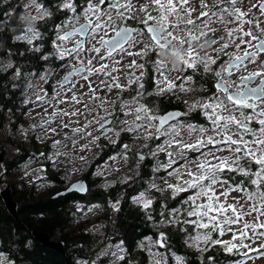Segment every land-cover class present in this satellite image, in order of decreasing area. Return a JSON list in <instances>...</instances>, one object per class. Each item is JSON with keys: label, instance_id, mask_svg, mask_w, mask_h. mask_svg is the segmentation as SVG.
Masks as SVG:
<instances>
[{"label": "snow or ice", "instance_id": "1", "mask_svg": "<svg viewBox=\"0 0 264 264\" xmlns=\"http://www.w3.org/2000/svg\"><path fill=\"white\" fill-rule=\"evenodd\" d=\"M249 2L250 7L244 8L243 0H196L195 6L194 0H144L143 3L139 0H55V3L27 0L22 6L24 15L20 17L27 26L14 37L32 46L34 41L42 39L36 23H47L56 13L62 14L53 25L54 51L41 59L55 56L64 62L60 67L66 69V73L56 82L63 91L54 88L52 99L57 101L54 105L44 101L46 92L44 96L37 95V100L53 108L48 119L41 121L40 130L55 134L56 128L45 126L57 119L61 121V128L71 130L72 134L65 133L63 140L53 141V148L68 142L75 147L76 137L81 134L90 137L92 133L88 129L93 125L98 126L105 140L113 135L119 137L121 132L135 133L144 140L165 137L162 144L149 149L146 155L155 157L164 152L167 162L162 164L157 160L153 172L164 169L167 177L176 182L169 183L162 177V186L151 183L149 188L161 193L169 191L172 199L182 193L187 195L178 201V207L168 208L162 204L158 223L179 228L185 234V245L200 253L208 251L210 246L220 245L224 252L242 257L232 264H248L249 260L264 258V27L261 26L264 0ZM130 21H136L138 26H132ZM40 50V46L29 48V51ZM125 57H138L144 62L133 59L121 67ZM145 57L148 59L144 60ZM146 63L152 69L151 79L155 85L152 92L145 90ZM250 65H255L251 71ZM13 67L11 63L0 65V71ZM122 71L126 80L123 84L118 74ZM173 72L186 75L173 78ZM51 75L46 73L40 79L46 81ZM20 76V69L16 68L14 78ZM197 76L201 79L208 76L214 91L206 99H195L191 103L185 100L188 112L156 115L153 107L140 103L145 96L175 95L177 90L190 93L194 91L192 85ZM93 77L103 78L97 82ZM176 79L180 80L179 84ZM80 81L87 85V92L78 96L76 92L80 89L76 85ZM69 84L71 87L65 88ZM28 87L33 85L29 83ZM113 90H116L115 101L98 94ZM125 92H129L128 98L123 96ZM59 104L71 105L73 110H62ZM195 111H199L207 124L194 125L180 119ZM73 117H83L84 124L73 128V124L80 123ZM122 117L133 119L129 123ZM119 125L124 127L117 131ZM36 127L32 126L33 131ZM184 131L186 137L181 135ZM99 139V136L92 137V142ZM82 147H87V143ZM122 147L129 149L128 144ZM141 147L148 148V145ZM134 155L138 161L145 159V154ZM232 192L241 195L232 197L229 202ZM132 199L146 218L152 220L147 210L153 200L147 198L145 192ZM112 208L118 211V202ZM192 217L195 219H189ZM234 225L237 227L233 228ZM188 226H192L191 231ZM213 232L219 236L231 232L232 238L213 239ZM146 239L148 244L141 242L138 247L149 253L151 264H167L168 254L175 264H185L182 256L171 252L167 233L159 232L154 242L150 237ZM107 247L112 250L98 253L91 264H97V260L104 264V257L109 258L108 264L125 261L127 252L123 241ZM153 247L167 249V252H153ZM207 259L211 261L214 257ZM0 264L13 262L0 252ZM126 264H132L131 260Z\"/></svg>", "mask_w": 264, "mask_h": 264}, {"label": "trees", "instance_id": "2", "mask_svg": "<svg viewBox=\"0 0 264 264\" xmlns=\"http://www.w3.org/2000/svg\"><path fill=\"white\" fill-rule=\"evenodd\" d=\"M25 3L27 0H7V3L0 0V21L3 22L0 23V65L11 63L14 66L6 71H0V130L10 122L13 132L18 131L24 125L31 108L30 102L25 103L32 88L28 87L29 83L32 84L46 73H55L62 68L60 65L63 63L55 56H50L48 60L41 59L42 56L54 51L52 47L55 38L53 25L62 18L61 13H56L47 23L43 21L36 23L35 26L42 33V39L34 41L32 46L25 41L14 39L26 27V23L20 19L24 15L22 6ZM49 7L55 13V8L51 5ZM35 46H40L41 50L39 52L29 51L30 47ZM16 68L20 69V78H14ZM148 74L145 87L152 89L149 69ZM195 80L194 91L187 94L191 99L189 103L197 97L206 99L211 92L212 83L208 76L202 79L197 76ZM185 100L187 99L184 94L178 96L176 94L152 95L147 98V103L153 108H159L160 114L158 115H163L174 111L188 112ZM189 113H191V120L201 123L203 116L198 111ZM123 139L125 144H129L128 161L124 167L130 178L128 182L117 181L108 188L96 190L97 182L91 180L90 175L85 173L76 182H85L88 187L87 192L84 194L76 191L66 193L76 182L70 183L60 173L48 168L44 175L55 186L49 194L43 197L33 191L16 187L14 183H7L13 174L21 171L26 164L44 162V156H41V153L48 151V144H39L35 139H31L29 146H26L24 141L21 142L13 157L3 160L0 165V239L2 241L0 252L5 253L13 264H84L85 261L91 264L94 256L96 257L100 252V245L114 246L123 241L127 255L125 261H120L119 264H126L128 260H131L132 264H150L149 253L138 245L141 242L144 243L149 237L156 240L157 234L164 232L168 234L171 252L185 258L188 264H232L236 256L224 252L220 245L210 246L208 251L200 253L194 247L185 245V234L180 232L179 228L158 223L161 220V205L166 204L168 208L178 207V201L187 194L182 193L172 199L169 191L161 193L156 192L155 189H149L152 193L153 204L147 211L153 219L146 218L145 212L133 203L132 198L141 191L147 192L148 185L153 182H157L159 186L163 185L162 180H155V178L164 177L165 172H153L156 161H162L163 155L161 152L155 157L145 155L144 161L139 164L134 154L139 152L147 154L149 149L154 150L155 146L161 143L159 140L131 138L125 134L116 144L102 140L100 147L104 153H107V147L110 151L119 152L124 149L121 145ZM9 142L15 143V140L9 139ZM142 144H147L149 149L141 147ZM4 182L13 191V194L11 192L12 199L17 204L16 219L7 210L1 196L3 191L1 185ZM117 202L118 211L112 208V205ZM91 205L100 206V212L88 216L78 208L81 206L86 209ZM188 227L191 231L192 226ZM32 231L46 233L52 241L62 243L65 256L37 242L33 238ZM212 237L221 239L216 232L212 233ZM162 251L166 253L167 249L162 248ZM208 257H214V259L209 261ZM167 259L168 264H175L170 254ZM103 260L104 264H108V257H104ZM97 264H100L99 260Z\"/></svg>", "mask_w": 264, "mask_h": 264}, {"label": "rangeland", "instance_id": "3", "mask_svg": "<svg viewBox=\"0 0 264 264\" xmlns=\"http://www.w3.org/2000/svg\"><path fill=\"white\" fill-rule=\"evenodd\" d=\"M139 2L143 3L144 0H139ZM252 2H255V0H252ZM246 3H247L246 8L250 7L249 0H246ZM195 4H196V0H194L193 6H195ZM261 26L264 27V24H262ZM141 39H146V38L141 37ZM133 50H136V49H133ZM231 50L232 49H229V51ZM149 55L151 56L152 54L150 53ZM116 58L120 59V57H116ZM133 59H136L138 62H144V61H141L138 57H125L121 67H123L124 65H127ZM147 59L148 57L144 58V60H147ZM145 68L149 69V73H152V69L149 64L146 63ZM254 68H255V65L249 66L250 71L253 70ZM65 73H66V69L61 68L60 70L53 73L51 77L47 79L46 81L38 78L37 80L32 82L33 87L29 91L30 93L28 94V97H27V101L31 103V108L25 118L24 125L18 131L13 132V129H11V123L8 122L6 126L0 130V155L4 156V160H8L9 158L13 157L14 153L19 149L18 145L21 144V142L23 141L26 143V146L30 145L31 139H35L39 144H42V145L48 144V148H47L48 151L43 153V155H41V156H44V159H43L44 162L41 161V163L36 162L33 164L31 163L26 164V166H24L21 169V171H18L16 174H13L11 179H9L10 181L7 182V183L9 182L14 183L16 187H22V189L33 191L34 193H36L38 196H41V197L49 194L55 186V184L47 180V176L44 175V173L47 171L48 168L53 169L54 171L60 173L62 177L65 180L69 181L70 183L79 181L80 176L87 173L90 175L91 180H95L97 182L95 184L96 190H99L101 188H108L114 185V183H116L117 181L128 182L130 180L128 176V172L124 169L126 162L128 161V154H127L128 149L127 150L121 149V151L119 152H113V151H110V148L107 147V153L106 152L104 153V150L100 147V143L102 142V140H104V142L106 143L116 144V142H119V138L125 135V133L121 132L119 137L113 135L111 136L109 140H105L103 139L104 137H102V132L98 131V126L93 125L90 129H88L89 131H91L92 135L90 137H83V134L78 135L76 137L75 147H73L72 142H68L63 145H58L57 148H53L51 146L53 141L63 140L65 133H68V135L72 134L71 130L61 128L60 127L61 121L59 119L55 120L50 125L45 126L46 128H56L57 132L55 134H52L51 132L46 133L40 130L39 125L41 121L48 119L49 115L53 112V108L50 106V104L44 101H50L52 105L57 104V101L52 99L54 95V88L56 91H60V92L63 91L62 89L56 86V82L61 80V78L63 77ZM118 74L120 76V82L122 84L126 83L125 72L122 71ZM148 76L149 74L145 76V78L147 77V80H148ZM182 76H184V72L171 73V77L173 78L182 77ZM102 78L103 77H99V78L93 77L92 79L98 82V80ZM74 79H78V78H74ZM151 83H152V79H151ZM176 83L179 84L180 80L176 79ZM82 84L84 86L81 88ZM67 87H71V85L69 84L65 88ZM133 87H135V85H133ZM154 87L155 85L153 84V88ZM76 88L80 89L79 92H76V95L78 96L82 92H87V85L84 84L83 81H80V83L76 85ZM73 91H75V89H73ZM45 92L47 93V96H44ZM178 93L180 92L178 91L175 92V94H178ZM38 94L41 96H44V101L36 99ZM98 94L101 97L107 96L110 100H113V101L117 99L116 90H113L112 93H106V91H100ZM68 96L70 97L71 93H68ZM123 96L125 98H128L129 92L123 93ZM147 97L148 96H145L140 101V103L148 104L145 101ZM196 99H201V98L197 97ZM76 107H80V106L77 105ZM59 108L62 110H68V111L73 110V107L68 104H59ZM153 112L156 115L160 114V110L157 107L153 108ZM88 118L91 119V116H89ZM122 118L127 119L129 123H131L133 119L132 117H122ZM64 119L67 120L66 117ZM73 119L79 120L80 122L79 125L73 124L72 125L73 128L77 126H82L84 124L83 117H73ZM201 119H202L201 123L191 120V113H189L187 116L184 117L183 121L185 123H192L194 125L207 124V121L205 120L204 117H202ZM33 125L37 126L35 131H33V128H32ZM122 127H124V125L117 126V131H119V129ZM45 135L48 136V139H43ZM126 135H129L131 138H138L136 137L135 133H127ZM181 135L186 137L187 136L186 131L182 132ZM96 136H99L100 139L96 140L93 143L92 137H96ZM37 137H40V139H38ZM9 139H14L15 143H10ZM164 140H165V137H161L159 139V143L162 144ZM144 142L146 143V141ZM86 143H87V147H82ZM122 144H125L124 139L121 145ZM147 149H149V147ZM57 153H59V155H57ZM139 153H142V152H139ZM142 154H145V153H142ZM161 154L163 155V160L160 162L162 164L166 163L167 162L166 154L164 152H161ZM46 157H51V159H46ZM81 157H83V159H81ZM137 162L139 164L142 163V161H137ZM180 163H183V162L181 161ZM242 163H246V162H242ZM173 167H177V165H173ZM188 167H192V165H188ZM171 170L172 169H168L167 171H171ZM181 170L183 171V169ZM162 171L165 172L164 169H161L159 172H162ZM164 177L168 179L169 183L176 182L173 178L167 177V172L164 173ZM155 180H162V182L164 183V180L162 179V177L155 178ZM153 183L159 186L157 182H153ZM2 187H4L5 190L9 191L11 194L12 190L8 188L6 184L5 186H2ZM149 189L150 188L148 185L147 192L146 191H141V192H145L146 197L149 199H152V193L149 191ZM240 195H241L240 193L232 192L231 196H229L228 198L229 202H232V197L239 198ZM241 203H243V200H241ZM78 208L82 210L84 215H88V216H93L99 213L101 209L100 206H92V205L87 207L86 209L82 208L81 206H78ZM246 219H251V218L246 217ZM236 227L237 226L235 225L233 226V228H236ZM231 238H232L231 232H227L225 235L221 236V240H231ZM151 240L153 242L155 241L153 239ZM144 244L145 245L148 244L147 239L145 240ZM104 250L111 251L112 249L107 247L106 245H100V252ZM152 251L153 252L159 251L161 253H165L164 251H162V248L160 249L158 247H153ZM95 258H97V255L96 257L94 256V260ZM241 258L242 257L236 256V260L241 259ZM184 261H185V264H188L186 263L185 258H184ZM150 264H151V258H150ZM167 264H168V259H167ZM248 264H264V258L255 259L254 261L249 260Z\"/></svg>", "mask_w": 264, "mask_h": 264}, {"label": "water", "instance_id": "4", "mask_svg": "<svg viewBox=\"0 0 264 264\" xmlns=\"http://www.w3.org/2000/svg\"><path fill=\"white\" fill-rule=\"evenodd\" d=\"M174 122L175 121H172L171 123H174ZM109 127H111V125H109ZM3 160H4V156L0 155V165L2 164ZM87 189H88L87 184L85 182L80 181V182H76L72 184L66 193H69L71 191H74V192L76 191V192L84 194L87 192ZM1 196L3 197L7 210L9 211L11 216L16 219L17 218V204L13 201L10 192L4 191L1 193ZM32 235H33V238L37 242H39L41 245H43L44 247L60 252L61 254L65 256L64 245L62 243H57L55 241H52L51 237L48 234L39 233L37 231H32Z\"/></svg>", "mask_w": 264, "mask_h": 264}, {"label": "flooded vegetation", "instance_id": "5", "mask_svg": "<svg viewBox=\"0 0 264 264\" xmlns=\"http://www.w3.org/2000/svg\"><path fill=\"white\" fill-rule=\"evenodd\" d=\"M242 6H243L244 8H246V6H247L246 0H243V5H242ZM263 19H264V18H263ZM129 23H130L132 26H134V27H135V26H138V25L136 24V21H130ZM213 67H215V66H213ZM184 75H186V73H184ZM195 78H196V77H195ZM195 78H194V79H195ZM144 82H145V86H146V85H147V77L144 79ZM211 83H213L212 80H211ZM66 86H67V85H66ZM66 86H65V87H66ZM192 87H193V85H192ZM153 89H154V88H153V84H152V89H148V88L146 89V87H145V90H146L147 92H150V91H152ZM177 91L180 92L179 90H177ZM213 91H214V89H213V87H212V85H211V92H210V95L212 94ZM182 94H184V95L186 96L187 101L190 100V97L187 96V94H189V93H183V92H180V93H178V94H176V95L178 96V95H182ZM210 95H209V96H210ZM165 96H167V95H165ZM148 97H149V96H148ZM148 97H147V98H148ZM147 98H146V100H145L146 102H147ZM184 117H185V116L181 117L180 119H181V120H184ZM174 123H175V122H174ZM98 131H100V130L98 129ZM5 184L7 185L8 188L11 189V187L8 186V184H7L6 182L2 183L1 187H2V186H5ZM2 190H3L2 192L6 191L4 187H2ZM11 190H12V189H11ZM12 194H13V191H12ZM12 194H11V196H12ZM1 244H2V241H1V239H0V247H1Z\"/></svg>", "mask_w": 264, "mask_h": 264}]
</instances>
